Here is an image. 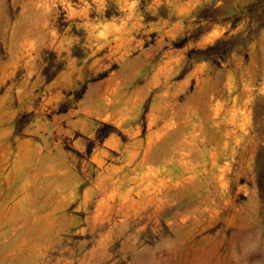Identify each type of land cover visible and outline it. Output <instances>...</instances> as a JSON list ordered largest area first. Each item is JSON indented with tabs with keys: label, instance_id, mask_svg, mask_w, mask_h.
Masks as SVG:
<instances>
[{
	"label": "rangeland",
	"instance_id": "obj_1",
	"mask_svg": "<svg viewBox=\"0 0 264 264\" xmlns=\"http://www.w3.org/2000/svg\"><path fill=\"white\" fill-rule=\"evenodd\" d=\"M259 162L264 0H0V264H264Z\"/></svg>",
	"mask_w": 264,
	"mask_h": 264
},
{
	"label": "trees",
	"instance_id": "obj_2",
	"mask_svg": "<svg viewBox=\"0 0 264 264\" xmlns=\"http://www.w3.org/2000/svg\"><path fill=\"white\" fill-rule=\"evenodd\" d=\"M187 42V38H184L180 41H177L175 43L176 47H183L185 46ZM221 41H218L216 42L214 45L212 46H209L205 52H211V51H217L218 50V47L220 46V43ZM103 127H106V128H110L111 125L110 124H107V123H104L103 124ZM102 129H98V135L100 136V138H104L106 135H108V133L110 132V130H108L107 132L103 133L102 134ZM88 150H90V148H88ZM257 184H258V187L260 189V192H263V189H264V167L262 169H260V162L258 164V175H257Z\"/></svg>",
	"mask_w": 264,
	"mask_h": 264
}]
</instances>
